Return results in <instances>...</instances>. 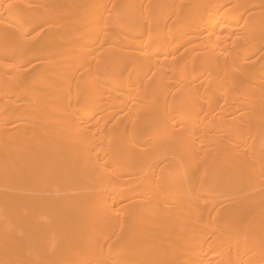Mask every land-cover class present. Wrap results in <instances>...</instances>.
<instances>
[{
	"label": "bare ground",
	"instance_id": "bare-ground-1",
	"mask_svg": "<svg viewBox=\"0 0 264 264\" xmlns=\"http://www.w3.org/2000/svg\"><path fill=\"white\" fill-rule=\"evenodd\" d=\"M0 264H264V0H0Z\"/></svg>",
	"mask_w": 264,
	"mask_h": 264
},
{
	"label": "rangeland",
	"instance_id": "rangeland-1",
	"mask_svg": "<svg viewBox=\"0 0 264 264\" xmlns=\"http://www.w3.org/2000/svg\"><path fill=\"white\" fill-rule=\"evenodd\" d=\"M37 31H39V30H37ZM43 32H47V31H43ZM32 34H34V32H32ZM234 116H230V118H233ZM39 190L40 191H46L47 190V186H44L43 188H39ZM110 230H108V232H109Z\"/></svg>",
	"mask_w": 264,
	"mask_h": 264
}]
</instances>
